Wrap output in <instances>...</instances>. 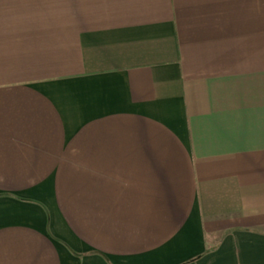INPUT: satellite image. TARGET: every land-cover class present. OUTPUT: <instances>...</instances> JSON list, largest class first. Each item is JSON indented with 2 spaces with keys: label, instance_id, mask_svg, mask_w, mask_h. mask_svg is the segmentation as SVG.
Masks as SVG:
<instances>
[{
  "label": "crops",
  "instance_id": "0c3cea01",
  "mask_svg": "<svg viewBox=\"0 0 264 264\" xmlns=\"http://www.w3.org/2000/svg\"><path fill=\"white\" fill-rule=\"evenodd\" d=\"M0 264H264V0H0Z\"/></svg>",
  "mask_w": 264,
  "mask_h": 264
}]
</instances>
